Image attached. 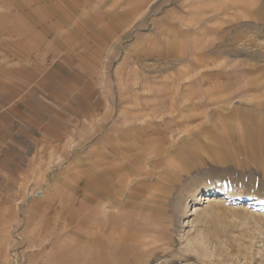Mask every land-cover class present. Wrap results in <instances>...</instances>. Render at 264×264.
Wrapping results in <instances>:
<instances>
[{
  "label": "crops",
  "instance_id": "obj_1",
  "mask_svg": "<svg viewBox=\"0 0 264 264\" xmlns=\"http://www.w3.org/2000/svg\"><path fill=\"white\" fill-rule=\"evenodd\" d=\"M88 1L91 6L70 20L71 27L65 26L69 19L55 21L61 24L57 26L61 32L52 34L39 27L44 31L42 39L32 33L38 24L33 16L28 17V31L0 33V215L11 216L14 234L21 232L20 217L27 211L46 218L62 208L59 202L67 200L61 195L53 198L40 188L84 183L85 171L94 168L97 149L99 162L100 152L108 151L106 145L116 135V131L101 130L106 134L100 135L98 143L90 139L94 136L91 127L107 120L118 104L128 111L136 106L133 95L139 96L138 88L141 107L136 108L140 114L137 120H150L145 104L155 95L148 93L147 71L139 74L134 67L140 54L156 55L167 64H175L160 74L163 84L159 87L164 90L158 88L156 96L179 106L163 115L178 129L176 136L188 133L191 143L208 147L209 135L200 132L221 126L215 123L214 112L207 117L197 103L215 99L224 102V152L233 151L234 143H229L227 133L240 134L254 122H262L227 108L231 100L241 98L257 110L264 98V0H224L222 7L208 9L211 17V12L216 16L224 7V88L220 92L215 69L218 56L212 51L210 36L203 38L200 33L201 26L211 33L218 21L197 25L200 15L193 8L195 0L167 5L161 0L156 8L151 7L154 11L150 14L149 0ZM32 3L37 7L38 2ZM135 25H142V30H134ZM147 25H153L155 33L148 31ZM114 37L118 47L110 49L107 39ZM66 38L74 44H61ZM85 45L91 52L80 50ZM141 76L146 80L139 82ZM235 78L237 82L232 83ZM198 97L204 101L197 102ZM259 124L255 123L253 131L262 130ZM132 129L121 128V135ZM103 137H110L104 149L100 145ZM260 140L253 150H261ZM239 143L242 149L244 143ZM252 158L251 165L248 159L234 166L251 168L263 161L259 156ZM229 167L224 164V168ZM3 230L7 231L5 225Z\"/></svg>",
  "mask_w": 264,
  "mask_h": 264
},
{
  "label": "rangeland",
  "instance_id": "obj_2",
  "mask_svg": "<svg viewBox=\"0 0 264 264\" xmlns=\"http://www.w3.org/2000/svg\"><path fill=\"white\" fill-rule=\"evenodd\" d=\"M33 1L38 2L37 7L34 6ZM160 1L149 0L150 8L148 7L147 13H153L154 9L151 7L156 8ZM164 1L167 5L181 0ZM193 3L197 8L191 6L200 15L196 20L197 25L218 21L213 24L211 33L202 26L200 33L203 38L205 35L210 36L212 51L218 56L215 69L219 83L217 91L220 92L224 88V7L218 10L220 12L216 16H213L214 11L211 12V17L208 9L211 6L222 7L224 0H195ZM90 6L91 1L88 0H0V33L8 35L12 31L19 33L28 31L27 29L31 27L28 17L33 16L38 24L36 31L32 33H35L37 39H42L44 31L40 28L46 27L52 34L58 30L61 32L59 29L61 24L56 22L69 19L65 26L71 27L70 20L76 19L80 12L85 14ZM159 6L160 9L163 7L161 4ZM73 27L75 29L76 26ZM148 28V31L155 33L156 28L153 25H147L146 29ZM133 29L141 31L142 25H135ZM116 41L115 37L107 39V47L110 49H114L111 48L113 46L118 47ZM61 44L74 43L66 38ZM81 46L76 48L79 49ZM89 49L91 48L85 45L80 50L91 52ZM135 60L134 67L139 74L144 69L148 74V80L142 79L141 76L137 78L138 81L146 80L149 86L148 93L155 95L147 100L151 102L150 104H145L150 112V120L145 118L137 120L140 114L138 110L136 112V108L141 105L139 97L141 90L138 88L136 91L139 96L136 98V94L133 95L135 101H138L136 106L133 105L128 111V109L122 110L121 105L118 104L107 120L91 127L94 136L90 139L99 143L102 137L100 135L106 134L101 130L114 134L118 127L122 129L132 127V131L124 135V138L138 141L143 148L137 152L135 148L131 151V147H127L132 154L129 175L133 192L130 193L128 189L125 192L130 197L125 196L123 190L119 191V189L118 194L109 193L106 187L109 202H116L119 205L120 202L128 200L134 208L138 203L150 206L154 204V208L158 207L165 212V215L161 216V222L170 229L166 233L169 238L158 237V242L154 246L152 244L146 246L144 249L153 253L143 264H264V98L257 110L246 103L248 101L245 99L230 101L227 108L229 111L244 112L249 116L252 115L254 119H261L262 122H254L252 128H247L240 134L234 135L232 131L227 133L229 143H234L233 151L224 152V133L221 135L224 130V102L215 99L204 103L201 102L204 100L198 97L197 102H201L197 103L200 112L205 113L207 117L214 112L215 123L221 126L203 128L200 132L202 135H209L207 150L203 144L200 146L191 143L188 133L176 136L178 129L172 126V122L164 120L163 115L172 113L175 104H170L165 97H157L156 94L159 92V86L163 84L160 74L166 68L174 66V62L167 64L162 58L151 54L148 56L140 54ZM236 82L235 78L232 83ZM163 90L160 88L161 92ZM237 90L239 89L232 91ZM144 103H146L145 99ZM245 123L251 125L252 122ZM255 123H261L259 124L262 126L261 131H253ZM183 131L181 129V133ZM199 137L197 135V139ZM259 138L261 150H253ZM115 139L113 136L106 148L111 154L112 165L116 163L123 169L125 152L116 147L119 145ZM238 140L244 143L243 148L252 151H243L241 143L233 142ZM119 147L126 146L122 143ZM253 156H259L263 161L254 164L255 166L251 168L234 166L238 162L243 164L248 159H251L248 160V164L251 165ZM98 157L99 149H97L94 168L87 169L84 173V183L46 185L43 189L40 188L41 191L51 194L53 198H58L57 195L67 197V200L58 201L62 204V208L54 210V213L56 212L54 215L46 218L36 217L27 211L20 217L21 232L18 234L11 231V216L0 215V264H96L94 247L97 243L99 223ZM137 160L141 162V169V166H137ZM224 164L232 167L224 168ZM122 179L121 186L124 183V178ZM32 193L34 194L33 190ZM148 193L150 196L153 194L155 197L159 196L160 201L150 202L147 200ZM79 196H83L84 200L76 199ZM119 217L121 220L117 224L118 232H123V237L133 235V232L125 230V218L122 212H119ZM4 225L7 229L5 232ZM138 251L134 248L114 247L115 255H112L109 262L117 264L118 260L123 261L127 258L121 264H140L136 259L137 254H141Z\"/></svg>",
  "mask_w": 264,
  "mask_h": 264
},
{
  "label": "bare ground",
  "instance_id": "obj_3",
  "mask_svg": "<svg viewBox=\"0 0 264 264\" xmlns=\"http://www.w3.org/2000/svg\"><path fill=\"white\" fill-rule=\"evenodd\" d=\"M120 130L121 127L115 129L117 133L115 135V141L118 143L119 146L123 143L126 144L127 147L130 146L131 151L133 150V148H135L137 152L138 150L143 149L138 143V141L129 140V138L125 139L121 135ZM109 140V137L102 138V143H100L102 149H104V145ZM119 146L116 147L125 152L124 158H126V160L123 169H121L120 165H117L116 163H113L112 165L111 154H109L108 151L105 150L100 152V158L97 164V184L99 196V201L97 204V214L99 223L97 231V243L94 247L96 264H110L109 259L112 257V255H115L113 249L114 247L117 248L119 246L124 249L134 248L135 250H139L138 252H140L141 254H137L138 258L136 259L140 264H143L147 260V258H149V256H151L153 253V251H148L144 248L151 244L154 246L156 242H158V237H161L163 239L169 238L167 237L166 233L170 229L162 225L161 222V216L165 215L164 210L159 209L158 207L154 208V204L150 206L145 204L139 205L138 203V206L134 208L128 200L120 202L119 205L116 202H109L107 200L108 192L118 194V189L119 191L123 190V192L126 194L125 196H127L128 198L130 197V195L125 192L126 189H128L130 193L133 192L129 175L130 166L132 163V154L129 152V149L125 150L123 148H120ZM112 166H114V168ZM137 166H141V162L139 160H137ZM141 168L142 166L140 167V169ZM122 171L123 173H121ZM122 178H124V183L121 186ZM108 184H110V186H108ZM120 186L122 188H120ZM106 187H108V192L106 191ZM147 197V200H149L150 202L157 203V201H160V199L158 198L159 196L155 197L154 194L153 196H150L148 193ZM119 212H122V214L124 215V224L126 225L125 230L133 232V235L130 236L129 234L128 236L123 237V232H118L117 224L121 220V218L119 217ZM123 261L118 260L116 263L121 264Z\"/></svg>",
  "mask_w": 264,
  "mask_h": 264
}]
</instances>
